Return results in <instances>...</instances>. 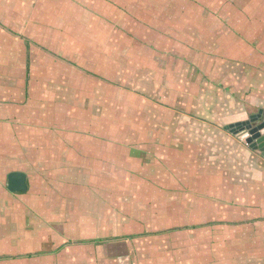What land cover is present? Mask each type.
I'll return each mask as SVG.
<instances>
[{"label": "rangeland", "instance_id": "1", "mask_svg": "<svg viewBox=\"0 0 264 264\" xmlns=\"http://www.w3.org/2000/svg\"><path fill=\"white\" fill-rule=\"evenodd\" d=\"M256 4L264 0H0V105L8 108L0 131L12 125L20 136L0 137V163L8 171L23 165L30 177L27 200L1 206L0 247L12 232L60 231L63 217H72L80 229L68 243L80 245L67 250L72 264H264L263 252L254 257L239 242L240 252L225 253L217 227L218 245L215 234L207 241L208 231H164L205 222L221 205L185 198L205 184L222 196L211 178L241 176L227 168L246 163L248 146L219 140L230 133L217 129L221 119L206 115L203 104L217 107L228 94L239 100L242 91L225 87L224 72L206 60L216 58L228 22L264 23ZM242 72L230 73L240 81ZM67 137L86 163H65L62 176L40 152L45 145L56 151ZM95 138L110 149L97 152ZM83 149L99 159L84 158ZM95 177L103 188H95ZM46 194L69 205L51 204L47 218Z\"/></svg>", "mask_w": 264, "mask_h": 264}, {"label": "crops", "instance_id": "2", "mask_svg": "<svg viewBox=\"0 0 264 264\" xmlns=\"http://www.w3.org/2000/svg\"><path fill=\"white\" fill-rule=\"evenodd\" d=\"M256 5H258L257 12L259 14L262 13L261 11L264 10V7L261 6V4ZM252 9L254 8L252 7ZM262 19L264 20V18ZM228 24L230 28L223 27V30L227 31V34L223 33L225 38H220L217 41L218 46L216 48V58L213 57L215 59H211L209 57L206 62H215L214 68L216 72H224L223 78L227 81L226 84L223 82L225 87L229 82L232 86L234 84L240 85L239 88L242 92L239 96L241 97V99H233L230 96L231 94H228L224 97L221 102H219L217 107V103L212 106H208V103H204L203 110L205 111L206 115L221 119V121H216V124L212 123L217 126V129L219 126H221L224 131L230 133L227 135V137L221 135L219 137V140H226L227 142H230L232 140L239 144V142L241 143L242 140L239 139L241 131L233 133L228 129H225V127L229 124L236 123L237 121L247 119L250 114L256 113L259 109L264 110V23H259L255 27H253L252 25H254V23H250L248 18L246 17L244 19V22H228ZM232 28L234 29L233 31L238 32H233V34L230 35L229 31ZM247 29L250 30V33L245 32ZM240 35H245L246 40L240 39ZM251 35L252 37H254V40L256 41L255 43L251 42V40L248 39V37H251ZM233 38H235L234 41L232 40ZM235 68L237 69V71L243 70L241 74L243 79H241L240 81H238L237 78L235 79L234 76L230 73ZM26 76L27 72L25 71V76H22L24 81H27ZM208 86L209 83H207L206 87ZM210 90V93H215ZM229 90L230 89L228 88V91ZM3 103L0 105V115L8 110L7 104ZM72 109H74V105H72ZM2 126L3 125L0 124V127ZM18 130L19 129L13 128L12 125H9L8 131H0V134L2 133L0 137H20L16 133ZM39 130H42V126L39 128ZM68 131H72V129ZM44 132L46 134V131ZM78 139L79 137L76 140ZM62 140V146L60 148L57 147L56 151L46 150L48 146L45 145L44 147H41L42 151L40 152V154L43 153L44 155H46V157L43 158H48L49 160H51L52 164L54 165V169L56 170V173H60L62 174V176H64L66 173L67 166H65V163H69L71 165H82L81 163L85 161L83 160V158H81L80 152L78 151V146L77 144H75L76 142L74 141L75 138L71 139V137H67V139L64 138ZM97 140L100 139H94L95 142L99 143L97 152L102 147H105V149H110V146L106 142L107 139H104L102 143ZM46 141L48 143L47 139ZM84 142L85 141H83V145L85 144ZM84 147H86V145H84ZM244 151L245 152L242 154V156L246 158V163L237 164L236 162H229V168H227L233 171L234 173L236 172L238 174H241L238 180L232 179L229 181L230 178H223L221 174H213L216 176L211 178V181H214L213 186L215 187V189H220L222 196H218V193H209L210 191L206 187L207 184H205L204 188H200L201 191L194 190L198 194V196H193L192 193H190L189 197L187 196L185 199H191L194 197L199 201H206L207 204H211L213 205V207L215 204H220L221 207L230 208L231 211H229V213L225 212L223 208L218 209L216 213L212 212V214L210 215V217H208L206 221L223 222L222 224L215 225L214 227H217L218 234H222L224 231L222 237V245L228 247V249L225 250V253L240 252L241 248H236L238 246L239 240L242 238L240 237V233H238V231H241V229L237 227V223H247L243 226L244 229H242L245 233L244 237L247 239V242H239V244H245L248 248L245 252L254 254V257H256L257 255H259L258 253L261 252H263L264 255V239H259V237L264 238V156L261 155L255 149L246 146H244ZM97 152H93V155H90L91 152L88 153L83 149V154L85 156L84 158L86 159H88L90 156H92V159H99V155H96ZM49 153L54 154L50 155ZM109 153L110 152H108L107 154ZM18 154L20 155L21 153ZM70 158H72V160H69ZM5 162L7 161L1 160L0 163L3 165V167L0 166V175H2V173H4L5 175V177L3 175L2 179L0 178V222L4 221V219L6 218V215L2 214L1 212V206L3 203H5L4 201L8 199H20L21 201H26L28 198V188L30 187V177L28 175V172H26V170L23 168V165L19 167L15 166L16 168L12 166L11 169L8 171L4 169L6 165ZM1 169L4 170L1 171ZM13 170H18L26 174L27 189L23 193H10L9 190H7L6 188V175L8 172ZM201 176V179L203 177L207 179L205 177V174ZM96 177L95 180L98 179V181L95 185V188L97 186L103 188L105 183H100L99 181L101 180V178ZM226 181L230 183L227 184L228 186L223 188V184H225ZM45 182L46 184L50 182L48 175L45 177ZM52 183H55V179H53ZM47 185L48 187H50L49 184ZM73 186L78 187L76 184H73ZM75 187H71V189H75ZM59 189L61 190V187H59ZM62 189L65 188L62 187ZM229 190H232V194L227 193ZM69 192H66V194H69ZM215 195L218 197H216ZM29 196L32 198L30 194ZM42 198H45L44 206L46 207L45 215H47V218L50 215L48 209L51 204L57 205L58 202V205H60V203L62 204V206L69 205L67 204L69 203V198L62 197L61 200L57 199L58 201L56 203H50L52 200H54L52 199V196L50 194H46L42 196L41 199ZM220 211L222 212L220 213ZM63 222L64 224L59 225V227H61L60 231L51 227H40L39 230L28 229L27 231L22 228L24 231L20 230L18 233V236L20 237H17V235L12 232L8 240V243L10 242L9 245L0 247V262L1 259L5 257L1 256V254H8L7 256L9 259L7 261H3V264H72V262L75 263L76 260L73 258V254L68 253L67 250H72L73 248H77L80 245L71 246L68 243L69 240L75 239L77 238V236H79L80 229L78 228V233L75 232V221L72 217H63ZM77 222L78 221L76 220V223ZM214 227H211V230H209L207 227L201 228V231L209 232V234L206 236L207 241H210L209 237H211V234H215V236H217L216 245H218V235L215 229H213ZM184 230L188 232L192 231L187 229ZM0 235H3L2 227H0ZM210 243L208 244L210 245ZM71 258L72 261H69L68 259ZM73 259L75 262L73 261ZM92 263L93 262L91 261L88 262V264Z\"/></svg>", "mask_w": 264, "mask_h": 264}, {"label": "water", "instance_id": "3", "mask_svg": "<svg viewBox=\"0 0 264 264\" xmlns=\"http://www.w3.org/2000/svg\"><path fill=\"white\" fill-rule=\"evenodd\" d=\"M233 133L241 131L239 139L264 156V110L259 109L247 119L237 121L225 127ZM6 188L10 192H24L27 189L26 174L21 171H10L6 176Z\"/></svg>", "mask_w": 264, "mask_h": 264}, {"label": "trees", "instance_id": "4", "mask_svg": "<svg viewBox=\"0 0 264 264\" xmlns=\"http://www.w3.org/2000/svg\"><path fill=\"white\" fill-rule=\"evenodd\" d=\"M27 68V67H26ZM27 71H29V69H26ZM223 208V207H222ZM52 208H49V213H50V211H52L51 210ZM223 210H225V208H223ZM170 211H168V213H169ZM222 211H220V213H221ZM226 212V211H225ZM107 217V216H106ZM223 222H219V221H206V222H203V223H194V224H189V225H186V226H181V227H172L173 229H170V230H164L165 231V233H169V232H175V231H182V230H184V229H189V230H201V228H205V227H207L209 230H211V227H214L215 225H219V224H222ZM245 224H247V223H237V227L239 228V229H244V225ZM159 231H155V232H152L151 234H157ZM161 232V231H160ZM138 235V234H137ZM128 237H131V235H126V238H128ZM247 239L245 238V237H242L240 240H239V242L240 243H244V242H247L246 241Z\"/></svg>", "mask_w": 264, "mask_h": 264}]
</instances>
